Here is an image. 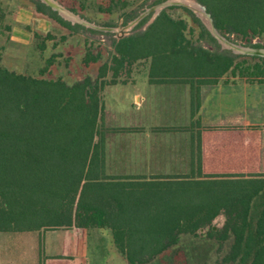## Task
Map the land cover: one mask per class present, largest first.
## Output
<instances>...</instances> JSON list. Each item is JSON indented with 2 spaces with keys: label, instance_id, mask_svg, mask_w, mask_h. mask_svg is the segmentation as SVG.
I'll return each mask as SVG.
<instances>
[{
  "label": "trees",
  "instance_id": "16d2710c",
  "mask_svg": "<svg viewBox=\"0 0 264 264\" xmlns=\"http://www.w3.org/2000/svg\"><path fill=\"white\" fill-rule=\"evenodd\" d=\"M195 1L222 36L247 43L264 36V0ZM33 6L37 15L69 31L82 28L39 1ZM174 8L190 16L198 29L196 41L187 36L193 34L187 22L168 13ZM116 9L111 2L98 12ZM136 16L125 14L122 25ZM146 21L111 40L94 79L68 85L43 78L54 55L39 77L0 66V232L109 231L127 264H148L181 237L203 235L219 245L230 241L223 263L264 264V173L202 172L199 134L191 146L197 170L192 167L187 174L112 176L104 170L100 91L132 65L148 61L149 84L187 85L192 112L200 106L201 88L216 85L227 74L264 84V58L198 45L215 40L188 9L169 6L137 31ZM52 39L47 34L39 49ZM101 59V52L86 50L81 61L88 67ZM218 216L224 218L221 227L213 224Z\"/></svg>",
  "mask_w": 264,
  "mask_h": 264
},
{
  "label": "rangeland",
  "instance_id": "374dc122",
  "mask_svg": "<svg viewBox=\"0 0 264 264\" xmlns=\"http://www.w3.org/2000/svg\"><path fill=\"white\" fill-rule=\"evenodd\" d=\"M35 1L40 2V0H0V66L26 76L39 77L40 71L46 66V61L54 55L53 64L44 73L43 78L52 80L61 79L66 84L71 85L85 77H90L91 79L96 77L98 66L106 60V51L110 47L111 40L117 38V33L140 14L146 13L142 19L146 18L147 21L137 30L139 32L143 31L148 25L153 14L152 8L159 7L169 1H181L187 4L190 0H54L81 19L99 27L113 28L116 32L95 30L81 25L79 26L82 28L69 31L55 24L50 19L37 15L34 12L33 6V2ZM111 2L117 5L118 9L115 12L111 14L98 12L99 7H107ZM122 5L124 7L121 9ZM176 7L186 8L179 5H176ZM188 10L196 17L190 9ZM128 13H137V16L125 25H122L123 16ZM168 13L173 18L184 19L188 24V28L193 29V34L188 35L187 33V36L193 41L197 40L198 29L192 23L190 16L186 12L180 8H174L169 10ZM132 29L128 31V34ZM47 34H50L53 39L47 41L45 43V50L41 51L39 45ZM35 36L38 37L35 38ZM223 37L241 46L254 47L253 45H260L258 48H264V36L255 37L249 43L233 36ZM196 43L210 51L218 50L231 53L230 50L223 48L217 40H215V43H210L206 40L197 41ZM86 50H90L93 54L101 52V61L86 68L81 61ZM242 59H238L237 62H240ZM147 74L148 61H141L123 71L119 79H117V84L123 86L128 85L136 81V79L147 78ZM109 81L110 78L108 76L106 82ZM224 82H233L236 85H243L245 83V88L250 89L251 116L264 119V85H256L258 83L255 82L248 83L245 80L232 77L230 74H227L219 81L220 84ZM249 84L250 86H247ZM188 91V86H155L153 97L149 99L148 105L154 109L156 117L162 116V109H165L163 111L164 116H169V114L165 113L168 101H170L168 98H171V103L178 105L174 117L180 118L183 112L182 108L185 106L187 108L189 107V98L187 100ZM142 101L143 99H138L136 103L141 104ZM258 136L257 133H252V137H257L259 140ZM160 138L163 137L160 136ZM183 139L184 135L181 134L175 136L170 135L160 141L150 138L148 142L146 137H132L131 135L108 132L105 136V145L109 150L106 159L110 170L106 171V173H135L133 171H122L121 169L124 163L121 161L122 157L120 156V152L126 148L132 149L138 143L139 145L143 144V147L146 148L150 142L153 144L151 145L152 148H159L167 142L179 147L177 145L179 141L181 148H186L187 150V146L183 147ZM262 143L264 144V141ZM183 157V154H181V157L174 156L172 159L176 165H180ZM184 165L187 166V163ZM223 222V216H218L213 221V224L221 227ZM86 234L89 255L87 264H127L125 258L114 247L109 231L89 230L86 231ZM57 244L55 251H64L60 240ZM229 245L230 241L219 245L214 241L205 239L203 235L183 236L177 246L169 249L165 254L157 257L148 264H239L238 261L230 263L222 262L223 256L228 252ZM44 251L47 252V248H44ZM82 263L81 260H75L71 264Z\"/></svg>",
  "mask_w": 264,
  "mask_h": 264
},
{
  "label": "crops",
  "instance_id": "0c3cea01",
  "mask_svg": "<svg viewBox=\"0 0 264 264\" xmlns=\"http://www.w3.org/2000/svg\"><path fill=\"white\" fill-rule=\"evenodd\" d=\"M44 50L45 47L41 51ZM245 85V83L236 85L233 82L222 84L218 82L216 85L202 87L200 106L194 112L191 109L188 91L189 107L182 108L180 118L174 117L178 105L172 104L171 98H168L170 101L165 113L169 116H164L165 109H162V116L156 117L148 101L153 97L155 86L187 87V85H152L148 83V77L136 79L124 86L117 84V81L104 85L100 91L101 112L99 115V129L103 132L104 138L108 132H113L132 137H146L149 142L150 138L160 141L170 135L183 134V147L187 146V150L181 148L178 141L179 147L167 142L159 148H152L153 144L150 142L145 148L143 144L138 143L132 149L126 148L120 152L122 157L120 159L124 163L122 171L135 173L106 174L150 177L187 174L192 167L197 170L196 152H194L192 166L191 146H196L198 136L202 172L245 175L264 173V144L262 143L264 119L251 116L250 89L245 88ZM138 99H143L141 104L136 103ZM252 133H257L259 140L257 137H252ZM105 144L104 142L106 172L110 170V167L106 159L109 150ZM181 154L184 156L183 160L180 165H176L172 157H181ZM186 163L187 166L184 165ZM59 240L64 248L61 252L55 251ZM87 247L86 230L0 232V264H71L75 260H81L82 264H87L89 260ZM44 248H47V252Z\"/></svg>",
  "mask_w": 264,
  "mask_h": 264
},
{
  "label": "water",
  "instance_id": "95a60500",
  "mask_svg": "<svg viewBox=\"0 0 264 264\" xmlns=\"http://www.w3.org/2000/svg\"><path fill=\"white\" fill-rule=\"evenodd\" d=\"M192 5H188L181 1H169L165 2L159 7L152 8V17L148 24H150L153 19L156 17V15L163 10L166 7L169 6H184L188 9H190L196 17H198L207 31L210 33V35L217 40V42L223 46V48H226L231 51L234 55H244V56H256L260 58H264V48H257V47H248V46H241L235 43H232L228 40H226L213 26L210 16L206 13L205 9L195 0H190ZM42 4L49 7L52 11L56 12L57 15L62 18L63 20L71 23V24H78L87 28L100 30V31H106V32H116L113 28L110 27H99L94 24H91L77 15L73 14L69 10L65 9L63 6L59 5L54 0H40ZM150 10V11H151ZM146 13L140 14L136 19H134L132 22L128 23L125 27H123L118 33L117 38H122L128 35V31L131 30L144 16Z\"/></svg>",
  "mask_w": 264,
  "mask_h": 264
},
{
  "label": "bare ground",
  "instance_id": "6f19581e",
  "mask_svg": "<svg viewBox=\"0 0 264 264\" xmlns=\"http://www.w3.org/2000/svg\"><path fill=\"white\" fill-rule=\"evenodd\" d=\"M187 4L193 6L192 3H191V1H188Z\"/></svg>",
  "mask_w": 264,
  "mask_h": 264
}]
</instances>
